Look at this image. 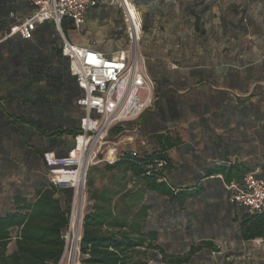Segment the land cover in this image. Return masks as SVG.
Here are the masks:
<instances>
[{
    "label": "crops",
    "instance_id": "0c3cea01",
    "mask_svg": "<svg viewBox=\"0 0 264 264\" xmlns=\"http://www.w3.org/2000/svg\"><path fill=\"white\" fill-rule=\"evenodd\" d=\"M153 1L157 2L153 7L160 11L158 23L151 29L153 38L157 37L153 48H174L178 43L158 40L170 32L171 24L164 23L161 11L171 8L172 0ZM148 6L139 8L144 12ZM33 12L31 0H0V216L16 209V197L33 201L36 190L47 182L44 152L63 154L72 146L70 137L50 138L34 128L33 97L39 98L35 108L41 116L36 120L45 128L49 127V92L62 95L61 105L52 112L67 126H75L82 111L75 104L82 92L68 72L61 41L54 40L50 25L38 24L32 40L8 34L11 26ZM66 39L104 55L129 48L113 8L105 5L89 9L80 28L69 29ZM147 48L143 44L145 65L154 82L152 106L138 119L113 128L109 138L125 143L120 150L139 152L161 150L165 138L169 142L179 139L167 150L171 162L168 183L176 192L193 196L170 205L154 203L149 225L158 234V244L168 256H175L173 250L187 244L210 249L204 242H211L214 248L222 243L236 249L261 242L239 241V223L247 210L230 202L233 191L227 189L219 170L235 167L233 172L238 170V175L264 173V105L254 100H250L252 105H238L234 100L226 105V92H198L199 78L205 73L200 64L177 67L170 57ZM258 113L263 116L258 117ZM15 249L12 241L7 254Z\"/></svg>",
    "mask_w": 264,
    "mask_h": 264
},
{
    "label": "trees",
    "instance_id": "16d2710c",
    "mask_svg": "<svg viewBox=\"0 0 264 264\" xmlns=\"http://www.w3.org/2000/svg\"><path fill=\"white\" fill-rule=\"evenodd\" d=\"M105 1L98 0L100 3L94 8L103 5ZM129 2L135 8L136 6L139 8L142 4L147 5V0H137L135 4L132 1ZM194 13L196 18L194 17L193 31L203 33V28L199 30L198 27L200 17ZM44 24L50 25L54 40L61 41V45L62 35L67 38V31L74 26L69 18L61 21L60 30L51 21L43 22L39 26ZM39 26L36 24L32 38L29 40L34 39ZM12 27L9 28L8 34ZM204 76L205 74L202 73L199 78L200 83L204 80ZM73 79L79 88L76 79L74 77ZM80 91L82 97L83 91L81 89ZM241 93L244 95L248 92ZM49 94V127L45 128L44 124L36 120V117L41 116L36 111L38 96H34L32 100L34 108L31 123L36 130L48 133L50 138L62 136L72 138V146L63 154L44 152L42 159L46 167L47 182L36 190L33 201L16 197V209L0 216V264H58L63 255L64 237L69 227L73 192L71 189L59 188L50 181L51 168L47 166L44 155L53 153L56 158L68 155L74 146L75 136L79 134L80 121L84 117V112L81 111L75 126H67L62 120L55 118L52 112L53 108L61 105L62 95L60 92H49ZM262 94V92H252L243 98L235 96L237 98L226 100L228 94L224 93V99L226 105H230L232 100L238 105L248 103L252 105L255 101L250 102V100ZM80 98L75 101L77 106ZM257 116L261 117L263 114L258 113ZM123 125L125 124L113 128ZM161 138L158 137L159 140ZM164 140L161 150L140 152L120 150L115 163H101L87 170L88 207L81 221V235L78 244L79 264H151L159 261L169 264L182 263L183 260H175L172 258L174 255L168 256L165 253V249L157 242V232L149 225L154 203L160 204L164 201V205L167 203L170 205L174 202H183L186 196H193L183 191L176 192L169 185L167 175L171 162L167 150L176 146L179 139L173 142H169V138ZM234 170L235 167L219 170L227 189L231 185H240L245 175L250 173L241 172L238 175V170L233 172ZM259 177L264 178V173ZM238 239L245 243L260 240L264 244V213L246 212L243 214L239 223ZM12 241L16 249L11 254H7L8 245ZM204 245L215 250L211 242H204Z\"/></svg>",
    "mask_w": 264,
    "mask_h": 264
},
{
    "label": "built area",
    "instance_id": "2783aa9c",
    "mask_svg": "<svg viewBox=\"0 0 264 264\" xmlns=\"http://www.w3.org/2000/svg\"><path fill=\"white\" fill-rule=\"evenodd\" d=\"M31 3L34 12L13 26L10 29L11 35L18 34L29 40L36 24L51 21L60 30L64 18H69L75 28H80L85 13L100 2L31 0ZM122 6L126 37L131 45L126 50L104 55L87 47L76 46L62 35L61 54L67 58L69 72L83 91L77 104L84 112V117L80 121L79 134L75 136L74 146L68 155L56 158L53 153H47L44 160L51 168L50 181L59 188L72 190L70 221L80 209L79 229L84 209L87 170L101 163H115L120 153L115 147H107L110 130L138 119L152 106L154 99V86L147 73L145 59L136 52L141 35V21L129 1L122 0ZM130 9L135 18L131 17ZM77 175L79 179L75 182ZM228 190L233 191L230 197L232 204L244 208L250 214L264 213V178L250 172L245 175L240 185H231ZM77 201L79 203L76 208Z\"/></svg>",
    "mask_w": 264,
    "mask_h": 264
},
{
    "label": "rangeland",
    "instance_id": "374dc122",
    "mask_svg": "<svg viewBox=\"0 0 264 264\" xmlns=\"http://www.w3.org/2000/svg\"><path fill=\"white\" fill-rule=\"evenodd\" d=\"M127 1H132L133 4L137 2V0ZM155 3L157 4L153 0L147 1L146 4L149 6L144 12L135 5L137 17L141 21V35L136 52L145 59L146 55L143 51L145 44L150 52L157 50L160 55L170 57L177 67L182 65L189 68L200 64L205 72V78L201 81L198 92L204 90L226 92L228 94L226 100L237 98L234 94L240 95L244 91L262 92L260 97L253 100L258 105H264V0H172L171 8H164L161 11L165 17L164 23L171 24L170 32L158 37V40H169L178 44L171 49L159 50L153 48L157 37L153 38L151 32L153 25L158 23L156 16L160 14V11L153 7ZM104 5L113 8L122 31H125L122 0H106L101 6ZM193 12L200 17L198 27L199 30L203 28V33L191 29L195 17ZM127 45L131 47L130 43ZM124 144L122 140H112L108 137L107 147L120 150L125 146ZM78 203L79 201L76 208ZM87 207L88 190L85 185L82 216ZM69 229L64 237L63 253L66 249ZM78 244L79 240L77 246ZM175 244L176 242L174 246ZM233 248L222 243L219 248L215 247V250L187 244L186 247L181 245L172 249L175 252L172 258L183 260L179 264H264L262 242ZM77 264H79V249Z\"/></svg>",
    "mask_w": 264,
    "mask_h": 264
},
{
    "label": "bare ground",
    "instance_id": "6f19581e",
    "mask_svg": "<svg viewBox=\"0 0 264 264\" xmlns=\"http://www.w3.org/2000/svg\"><path fill=\"white\" fill-rule=\"evenodd\" d=\"M130 15L132 18H135L134 12L130 9ZM79 179V175H77L74 180L77 182ZM80 218V209L77 214L70 221V229L67 239V245L65 252L63 253V257L60 264H77V252L78 246L77 241L79 238V226L78 219Z\"/></svg>",
    "mask_w": 264,
    "mask_h": 264
}]
</instances>
